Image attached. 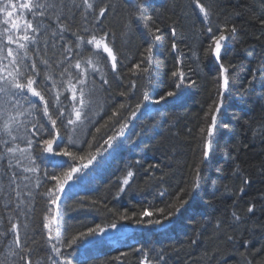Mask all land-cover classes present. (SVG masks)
Returning <instances> with one entry per match:
<instances>
[{"label":"trees","instance_id":"16d2710c","mask_svg":"<svg viewBox=\"0 0 264 264\" xmlns=\"http://www.w3.org/2000/svg\"><path fill=\"white\" fill-rule=\"evenodd\" d=\"M115 2L127 7H120L118 14L110 15L105 24L115 34L114 47L123 59L121 73L125 79L122 84L112 81L108 92L103 93L106 102L93 120L95 126L105 123L109 126L102 127L98 134L90 126L96 137L92 151L95 147L107 148L103 139L116 130L108 117L120 103H125L126 109L134 106L145 84L142 77H131L128 67L142 59L140 54L151 38L143 24L131 15L134 10L131 0ZM145 2L149 23L154 22L161 30L157 35L162 37L154 44L158 71L149 86L152 101L129 121L132 132L126 129L124 137L104 151L75 183L70 182L61 203L63 235L70 237L96 224L104 227L105 233L81 241L63 254L70 253L72 264H139L141 253L135 249L143 245L149 249L165 248L167 264H264V24L261 23L264 0H203L212 10L214 30L217 25L227 24L235 25L237 32H227L228 38L223 42L222 61L233 67L229 90L224 93L218 115L213 150L202 166L198 194L188 199L179 216L165 221L162 227L144 228L119 220L120 213L139 212L146 202L165 207L178 194L187 198L195 175L193 169L201 155L200 128L206 126L209 105L215 107L214 102L220 99L219 64L207 52L208 24L192 12L190 0ZM129 21L130 30L125 28ZM173 28L175 36L171 34ZM173 40L178 45L175 52L171 50ZM177 67L185 74L186 86L181 89H175L171 77ZM130 79L137 80V89L127 97L120 96L121 91H128ZM170 90L177 95L155 103ZM122 112L127 114L126 110ZM65 144L66 139L60 147ZM70 150L87 153L89 148L80 143L70 146ZM67 159L49 155L42 167L58 171L57 165ZM127 170L133 171L134 176L125 191L119 192ZM242 177H247L250 183L240 193ZM161 191L164 196L159 195ZM81 198L90 206L80 208L77 201ZM93 200L98 203L91 205ZM250 204L255 205L251 214L247 213ZM43 207L44 202L38 199L33 227L38 228ZM233 212L242 216L244 222L233 225ZM218 220L223 221L219 229ZM109 222L117 223V228H109ZM38 230L41 235L37 237L40 241L37 258L42 264H51L47 257L54 253L43 240V231ZM229 235L234 236L232 241L228 240ZM193 240L196 242L192 243Z\"/></svg>","mask_w":264,"mask_h":264},{"label":"snow or ice","instance_id":"6c2138e0","mask_svg":"<svg viewBox=\"0 0 264 264\" xmlns=\"http://www.w3.org/2000/svg\"><path fill=\"white\" fill-rule=\"evenodd\" d=\"M131 2L134 9L131 15L143 24L151 38L140 54L142 59L128 67L131 77L145 80L142 96L134 106L126 109L125 103H120L111 112L108 121L116 130L103 139L107 148L95 147L92 151L96 137L89 130L90 126L95 127L97 134L102 127L109 126L108 123L95 126L93 120L96 110L106 102L103 93L108 92L112 81L122 84L125 79L121 73L123 59L114 47L115 34L106 27L105 21L127 5L115 0H0V264H42L37 258L40 245L37 237L41 235L38 228L43 231L42 238L54 253V256L47 257L51 264H72L70 253L64 255L65 251L105 233V228L96 224L70 237L64 236L60 227L61 203L70 182L75 183L104 151L124 137L129 121L152 101L149 86L156 80L158 71L154 63V44L162 40L157 35L161 30L154 26V22L149 23L151 18L147 16L145 0ZM190 7L208 24L206 31L210 44L207 52L219 64L220 99L214 102L215 107L209 105L205 114L206 126L200 128L201 155L193 169L195 175L187 198L178 194L176 200L165 207L146 202L139 212L130 215L125 210L120 213V221H130L139 227H162L165 221L181 212L189 198L198 194L202 166L213 150L218 115L224 93L229 90L230 68L233 66L225 65L221 53L223 42L228 38L226 33H236L237 28L225 24L217 25L214 30L212 10L203 0H190ZM261 23L264 24V20ZM125 28L130 30L131 21L125 24ZM171 34L175 36L174 28ZM177 49L173 40L171 50L175 52ZM176 59L179 64V57ZM184 75L179 67L171 72L175 89L186 86ZM135 89L137 80L130 79L128 91H121L119 95L127 97ZM176 95V91H167L155 103ZM122 110L127 114L124 115ZM84 136L92 139L83 140ZM65 139L66 144L61 148ZM80 143L88 145L87 153L70 150V146ZM49 155L68 159L57 165L58 171L50 172L47 167H42ZM69 160L72 163H68ZM133 176V171H126L119 192L125 191ZM241 183L239 192L243 193L250 180L242 177ZM159 195L164 196L165 192L161 191ZM38 199L44 202V207L37 228L33 227V221ZM82 200L77 201L80 208L90 206ZM97 203L95 200L90 202L91 205ZM254 209L255 205L250 204L247 213H254ZM243 222L242 216L232 213L233 225ZM222 224L223 221L218 220L217 228ZM108 227L115 229L117 223L109 222ZM233 239L234 236H228L229 241ZM135 251L141 253L139 264H167L163 247L149 249L142 245ZM124 255L126 253H121Z\"/></svg>","mask_w":264,"mask_h":264},{"label":"rangeland","instance_id":"374dc122","mask_svg":"<svg viewBox=\"0 0 264 264\" xmlns=\"http://www.w3.org/2000/svg\"><path fill=\"white\" fill-rule=\"evenodd\" d=\"M101 110H102V107H100V108H98V109L96 110V113L94 114L93 119L96 117V115H97Z\"/></svg>","mask_w":264,"mask_h":264},{"label":"bare ground","instance_id":"6f19581e","mask_svg":"<svg viewBox=\"0 0 264 264\" xmlns=\"http://www.w3.org/2000/svg\"><path fill=\"white\" fill-rule=\"evenodd\" d=\"M102 109H103V107H102ZM127 129H129V131L130 132H132L133 131V129H132V127L131 126H129ZM176 216H179V214L178 215H176ZM112 240V239H111Z\"/></svg>","mask_w":264,"mask_h":264}]
</instances>
